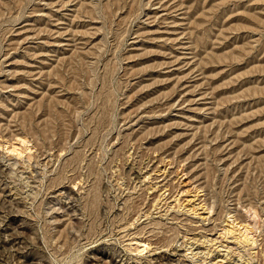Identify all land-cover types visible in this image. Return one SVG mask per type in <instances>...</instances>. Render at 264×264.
Listing matches in <instances>:
<instances>
[{"label": "rangeland", "instance_id": "1", "mask_svg": "<svg viewBox=\"0 0 264 264\" xmlns=\"http://www.w3.org/2000/svg\"><path fill=\"white\" fill-rule=\"evenodd\" d=\"M0 264H264V0H0Z\"/></svg>", "mask_w": 264, "mask_h": 264}]
</instances>
